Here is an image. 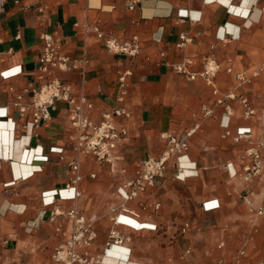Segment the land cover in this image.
Wrapping results in <instances>:
<instances>
[{"label":"crops","instance_id":"obj_1","mask_svg":"<svg viewBox=\"0 0 264 264\" xmlns=\"http://www.w3.org/2000/svg\"><path fill=\"white\" fill-rule=\"evenodd\" d=\"M94 28L120 42L138 36L140 53L130 57L109 51ZM45 33L59 38L72 60L83 62L82 68L58 75L72 84L74 96L93 103L88 111L93 121L115 108L128 110L129 116L115 117L128 136L117 151L114 170L75 152L77 130L69 123L64 102L56 103L51 119L25 132L10 88L24 92L43 83L37 68ZM182 34L193 40L179 46ZM208 56L220 66L215 83L221 92L237 86L236 72H253L260 66L264 0H0V264H53L54 250L73 229L71 209L96 230L94 243L81 249L95 255L104 252L115 228L113 218L122 213L117 229L128 238L129 257L128 252L122 257L114 250L119 258L107 264H190L176 243L183 236L196 264L264 260V165L261 174L244 179L243 167L250 162L244 153L252 143L224 137L222 107L213 116L201 110L203 104L215 107L212 88L203 77L188 80L173 67L185 61L188 71L200 74ZM3 72L11 76L3 78ZM125 72L127 86L122 88L119 76ZM238 92L251 95L257 114L247 118L234 104L232 130L251 128L252 142L263 141L264 72ZM163 132L187 140L190 159L184 162V174L193 172L190 166L195 162L199 175L180 181L174 159L165 180L141 200L160 202L162 207L158 192L186 183L199 206L196 218L169 217L163 222L143 211L139 200L125 202L117 193L141 160L164 152ZM75 158L82 179L76 186L80 195L72 198L74 192L65 189L63 177ZM229 162L235 176L226 168ZM121 206L139 216L122 212ZM165 222L180 225V232L161 231Z\"/></svg>","mask_w":264,"mask_h":264},{"label":"built area","instance_id":"obj_2","mask_svg":"<svg viewBox=\"0 0 264 264\" xmlns=\"http://www.w3.org/2000/svg\"><path fill=\"white\" fill-rule=\"evenodd\" d=\"M132 8V6H131ZM98 38L103 39L107 49L114 53L125 54L130 57H136L140 51L138 36H133L130 41L120 42L114 37H105L104 33L99 28H94ZM43 45L39 56L38 72L44 75L43 83L38 87H30L25 91H17L14 87L10 91L14 94L13 105L16 107L22 126L25 132H32L39 127L43 122L52 118L51 111L55 108L57 102H64L67 105V115L70 125L77 130L74 150L79 154L90 155L101 164H108L114 170L117 161V151L123 144V141L128 136V130L120 126L115 117L129 116L126 108H115L111 112H104L100 121H93L88 111L93 108V103L85 96L76 97L73 95L72 84L65 79L59 77V73L70 72L75 69L82 68L81 61L72 60L70 56L64 53V47L61 40L51 34L45 33L41 36ZM193 39L186 34L180 36L179 46H185ZM224 40V37L221 39ZM186 62L173 64L176 73L185 76L188 80L195 81L198 76L205 79L206 83L212 88V95L215 96V107L207 104L202 105V113L204 116H213L217 107H222V117L225 122L222 123L223 136L232 137L235 143H240L247 139L252 144L245 150L244 155L250 159V162L243 167V177L249 180L261 174L264 165V140L257 143L252 142L251 128H238L232 130L229 120L234 115V102H238L242 108L245 117H251L256 114V109L252 105L249 98L238 92V88L251 83L252 78L264 71V61L254 69L242 70L235 73L237 86L227 92H221L215 83V77L220 69L219 64L210 56L206 58L200 74L190 72L185 67ZM232 72V69H228ZM3 72V78L10 77ZM17 73H15L16 75ZM14 75V74H13ZM128 72L119 76V83L122 88L127 86ZM24 93H28L27 98ZM123 101V95L119 97ZM7 111L4 117L7 116ZM187 132L190 136L197 128ZM161 137L166 141V149L159 157L149 156L140 161L134 176L126 178L123 183L117 188L118 194L125 201L139 200V204L145 210L155 213L160 209V202L143 201L141 198L151 189L155 188L159 181L165 177L166 170L172 160H176L177 174L179 180H186L190 177L199 175L195 162L190 166L193 172L182 176V170L185 169L184 162L189 157V145L187 140H181L176 135L169 132H163ZM43 160H47V156H42ZM233 164L227 163L226 168L232 176L236 175V171L232 172ZM125 173V170H123ZM93 176V175H92ZM65 189H74L72 198L80 195L77 191V184L81 181L82 176L79 173V160L73 159L66 165ZM56 195V194H55ZM121 211L132 216L138 217L139 214L121 206ZM263 210H259V213ZM59 213V210H55ZM68 216L73 219V229L66 241L58 246L53 254V264H106L103 261V254H91L89 251L82 252L81 249L90 247L97 239V232L93 226L88 223L86 217L80 214L78 210L71 209L68 211ZM119 214L113 218L115 225L120 224ZM189 225L186 224L182 228V233H185ZM110 240L108 246L115 244H125L128 238L124 237L117 228H113L110 232ZM107 246V247H108ZM106 249V248H105ZM105 251V250H104ZM187 252H190L189 249ZM243 253V252H242ZM264 264V260L254 263Z\"/></svg>","mask_w":264,"mask_h":264},{"label":"rangeland","instance_id":"obj_3","mask_svg":"<svg viewBox=\"0 0 264 264\" xmlns=\"http://www.w3.org/2000/svg\"><path fill=\"white\" fill-rule=\"evenodd\" d=\"M262 72H264V71H261L260 73H262ZM248 97H249V100L251 101L252 105L255 107L256 114H257V108L255 106L256 102L254 103L250 94H248ZM236 103H238V102L237 101L234 102V104H236ZM234 109H235V107H234ZM242 110H243V108H242ZM256 114L253 116H256ZM243 115H244V113H243ZM253 116H251V117H253ZM251 117H248V118H251ZM165 178L166 177H164L162 180H160L159 183L161 181L165 180ZM180 181H184V180H180ZM157 197L159 198L158 200H160L162 202V207H160V209L157 210L155 212V214L158 217H160L163 220V222L165 219H167L169 217H173V218L179 217L181 219H183V218L193 219L199 215V206H198V203L195 201V199L192 196L191 188H190L189 184H186V183L180 184V183L176 182L173 184L170 192H166L165 190H162L161 192L159 191L157 194ZM140 208H142V207H140ZM142 210L146 211V212L149 211V210H145L143 208H142ZM117 226L118 225H115V228H117ZM169 229H174V230H176V232H180L179 231L180 225H178V226L176 224L175 225H168L166 222L162 223L161 231L164 232V231H167ZM109 242H111V240H109ZM176 243H177V246L179 247V249L181 250V252L183 253V256H184L186 262H189L190 264H196L197 263L196 261H198V260H195L191 256L190 252H187V250L189 248H188V244H187V241L184 238V236L182 238H180L179 240H177ZM199 264H201V263H199Z\"/></svg>","mask_w":264,"mask_h":264},{"label":"bare ground","instance_id":"obj_4","mask_svg":"<svg viewBox=\"0 0 264 264\" xmlns=\"http://www.w3.org/2000/svg\"><path fill=\"white\" fill-rule=\"evenodd\" d=\"M30 150V149H29ZM32 150H35V149H31V151ZM23 155V154H22ZM35 157H40L41 156V154H35L34 155ZM31 166V165H30ZM182 172V176L184 177V176H186L187 174H184V172H185V170H182L181 171ZM67 190V189H66ZM70 190V189H69ZM71 190H73V192H74V189H71ZM74 194V193H73ZM122 214V213H121ZM121 214H119V219H120V215ZM114 250H119L120 252H121V256L123 257L124 255H126V252H128V254H127V257H129V253H130V249L126 246V245H123V244H115V243H113L112 245H110V246H108V247H106V249H105V251H104V254H103V261L107 264V260L108 259H114V258H116V259H118L119 257H116L115 255H113L112 254V252L114 251ZM128 259V258H127Z\"/></svg>","mask_w":264,"mask_h":264}]
</instances>
